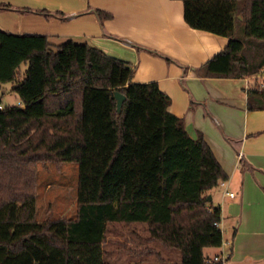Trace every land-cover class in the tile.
Listing matches in <instances>:
<instances>
[{
  "label": "trees",
  "instance_id": "trees-1",
  "mask_svg": "<svg viewBox=\"0 0 264 264\" xmlns=\"http://www.w3.org/2000/svg\"><path fill=\"white\" fill-rule=\"evenodd\" d=\"M183 2L189 26L230 38L202 74L261 71L264 0ZM134 71L89 43L0 28V86L14 84L23 104L0 110V264H107L114 223L145 224L148 240L180 252L178 264H223L205 251L223 245L208 193L229 176L204 135L192 138L170 112L171 97L157 82H134ZM115 91L126 96L121 112ZM248 105L264 109V90H250ZM48 162L79 164L74 218L37 219L38 165Z\"/></svg>",
  "mask_w": 264,
  "mask_h": 264
},
{
  "label": "crops",
  "instance_id": "crops-1",
  "mask_svg": "<svg viewBox=\"0 0 264 264\" xmlns=\"http://www.w3.org/2000/svg\"><path fill=\"white\" fill-rule=\"evenodd\" d=\"M0 4L11 5L0 8V28L5 31L47 35L57 43L67 39L89 43L128 62L135 70L134 82H157L171 97L170 112L184 119L189 135H204L229 176L227 189L235 193L226 195L221 185L208 193L211 204L220 208L228 248H207L206 253L224 256L226 264H264V109L249 108L242 77L200 71L227 47L229 37L189 26L183 0H0ZM96 9L112 16L101 20ZM236 18V35H242L243 16ZM12 88L11 94H16ZM4 89L0 86V91ZM9 105L23 106L21 101Z\"/></svg>",
  "mask_w": 264,
  "mask_h": 264
},
{
  "label": "rangeland",
  "instance_id": "rangeland-1",
  "mask_svg": "<svg viewBox=\"0 0 264 264\" xmlns=\"http://www.w3.org/2000/svg\"><path fill=\"white\" fill-rule=\"evenodd\" d=\"M252 55V53H250ZM28 65L21 67L25 73ZM244 83V82H243ZM14 84H5L0 91V102L7 106L20 101L17 94H11ZM79 164L67 162L40 163L37 174V219L42 222L53 218H74L77 214ZM218 192V190H217ZM146 225L137 223L127 226L111 224L104 242L107 264H178L180 252L167 249L157 241L148 240ZM223 246L228 248L227 243Z\"/></svg>",
  "mask_w": 264,
  "mask_h": 264
},
{
  "label": "built area",
  "instance_id": "built-area-1",
  "mask_svg": "<svg viewBox=\"0 0 264 264\" xmlns=\"http://www.w3.org/2000/svg\"><path fill=\"white\" fill-rule=\"evenodd\" d=\"M242 80L244 82V88L247 93L252 89L263 91L264 90V67L258 73L243 76ZM4 108L5 106L0 103V110ZM220 185L225 188L226 195H229L230 197L235 196L234 192H231L227 189V181H222ZM215 225L220 226V223L216 222ZM213 260L222 261L223 264H226V258L221 255L214 256Z\"/></svg>",
  "mask_w": 264,
  "mask_h": 264
},
{
  "label": "water",
  "instance_id": "water-1",
  "mask_svg": "<svg viewBox=\"0 0 264 264\" xmlns=\"http://www.w3.org/2000/svg\"><path fill=\"white\" fill-rule=\"evenodd\" d=\"M115 97L117 99V109L119 112H121L122 107H123V103L126 100V96L119 91H115ZM209 200H211V196H209Z\"/></svg>",
  "mask_w": 264,
  "mask_h": 264
}]
</instances>
